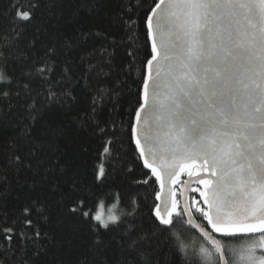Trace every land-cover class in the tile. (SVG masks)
<instances>
[{
    "label": "snow or ice",
    "instance_id": "1",
    "mask_svg": "<svg viewBox=\"0 0 264 264\" xmlns=\"http://www.w3.org/2000/svg\"><path fill=\"white\" fill-rule=\"evenodd\" d=\"M105 2L79 0L67 21L55 12L43 19L42 5L55 8L58 0H28L27 5L13 0L11 5L12 38L6 47L0 45V129L15 125V136L4 166L15 175L31 173L34 184L50 188L52 200L30 201L22 209L23 221L32 225L33 210L45 221L56 211L60 222L86 226L87 254L77 264H264V0H153L147 11L151 56L139 85L131 136L143 168L160 190L154 191L143 222H138L141 204L135 195L94 190L112 175L103 159L93 170L92 186L59 158L41 169L39 157L50 149L53 134L62 132L57 120L65 121L80 102L78 90L89 103L85 116L91 119L85 123L106 131L95 118L119 95L122 82L117 78L106 88L111 71L104 69H111V60L97 64L91 56L77 54L81 41L101 32L82 26L75 35L65 31L81 24V9L97 12ZM38 12L42 22L26 37ZM122 22L129 31L136 24L131 18ZM38 46L43 55L33 63L31 53ZM107 51L101 48V53ZM13 65L21 66L19 75ZM57 67L54 85L51 75ZM17 106L24 116L13 115ZM115 127L113 122V131ZM113 144L112 138L105 141L102 158L112 156ZM183 173L189 177L184 184L197 185L191 190L199 192L205 206L196 197L180 204L169 184L179 182L174 178ZM134 183L147 185L149 178ZM11 190L12 181L4 174L0 200ZM177 223L199 234L191 244L175 231ZM0 233L8 244L13 242L14 227L0 226ZM32 255V264H64L54 255L48 261L42 248ZM3 264H10L9 259Z\"/></svg>",
    "mask_w": 264,
    "mask_h": 264
},
{
    "label": "trees",
    "instance_id": "2",
    "mask_svg": "<svg viewBox=\"0 0 264 264\" xmlns=\"http://www.w3.org/2000/svg\"><path fill=\"white\" fill-rule=\"evenodd\" d=\"M47 2V0H45ZM13 0H0V45L7 46L11 40L9 29L11 28V16L14 9L11 7ZM21 5H27L28 0H19ZM79 0H58L55 8L51 5L47 10L43 9L46 19L51 12L57 16L63 15L65 21L71 18ZM153 6V0H106L104 6L97 12H91L87 8L80 10L79 19L81 24L76 25L75 29L66 26L65 31L68 35H75L76 30L81 26L85 30L99 31L101 36H93L87 40L81 41V47L77 49V54H83L86 57L91 56L92 62L103 64L111 60V69L105 67V73L111 71V76L105 87L111 85V81L119 80L122 86L118 89L119 95H113L98 116L95 118L101 127L106 131L100 133L94 125H87L85 122L91 119L85 116V110L89 103L86 93L78 90L80 102L76 104L70 116L65 121L57 120L56 126L62 129L61 134H53L50 149L42 152L41 169L48 165L52 160L59 158L61 161H67L75 170L79 172V179L82 183L92 186L93 170L101 163H105L106 170L112 175L103 188H97V191L123 190L126 194L135 195L141 204L138 215L140 221L148 214L150 206L154 202V191H159L158 183L151 177V174L143 168L141 160L134 147L131 136V124L135 108L138 105L139 85L142 83L143 75L146 73L145 64L151 56V45L147 37V29L144 24L147 11ZM131 18L136 21L132 31L122 22ZM40 13H37V21L33 25L27 26L26 37H30L34 32L35 23H41ZM101 48H107V53H101ZM131 51L133 55L129 57ZM43 55L42 48L31 53L33 63L40 61ZM20 67L13 65L14 74L19 75ZM79 71V70H78ZM60 68L52 73L51 80H59ZM93 83H96V77L93 75ZM35 83V81H34ZM104 83V81H101ZM63 87V85H59ZM113 104L116 109L113 110ZM14 116L22 117L25 115L19 106L13 112ZM115 122V130H112ZM85 124V126H81ZM15 125H9L0 129V177L7 174L12 181V190L6 200H0V226H12L15 229L13 242L8 244L0 233V264L3 260L9 259L10 264H32L35 257L32 253L39 249L47 250L48 261L52 260L53 255L57 260H62L64 264H77V261L87 254L88 232L86 226L75 225L74 221L63 220L60 222L58 213L52 211L48 220L35 210L30 215L32 225L26 224L22 219V209L30 205V201L38 200L41 202L52 203L50 197V188L43 184L33 183L31 173H20L15 175L14 170L4 166V162L9 153V144L12 137L15 136ZM112 138L114 144L111 147V157H101L105 141ZM85 149H87L85 151ZM133 168L129 173L127 169ZM148 173L145 177L144 173ZM149 178L147 185L134 183L135 180ZM185 178H182L176 184V198ZM22 185V187L20 186ZM196 197L201 203L199 193L193 192L192 198ZM106 202V207H108ZM123 206V205H122ZM127 210V208H125ZM197 216L199 214H196ZM144 226L147 224L144 222ZM75 227V230H74ZM42 233L41 238L35 237V232ZM175 231L178 232L185 243L191 244L193 239L198 236L192 229H187L184 225L177 223ZM46 234V235H45ZM70 241V243H69ZM233 243H242V240H234ZM198 246L194 245L193 247ZM11 249V252H5V249ZM189 248V254L192 253ZM14 255L15 259L10 257ZM180 264H184L181 260ZM194 264H201L200 261H194Z\"/></svg>",
    "mask_w": 264,
    "mask_h": 264
},
{
    "label": "water",
    "instance_id": "3",
    "mask_svg": "<svg viewBox=\"0 0 264 264\" xmlns=\"http://www.w3.org/2000/svg\"><path fill=\"white\" fill-rule=\"evenodd\" d=\"M149 41H150V40H149ZM150 45H151V42H150ZM133 143H134V147H135V149H136V146H135V142H134V140H133ZM136 151H137V149H136ZM137 154H138V151H137ZM138 156H139V154H138ZM141 163H142V161H141ZM142 165H143V164H142ZM145 170L148 171V172L150 173V170H148V169H145ZM150 174H151V173H150ZM152 178L155 180V177H152ZM182 178H185L184 181L189 180V177L187 176L186 173H183V174H181L179 177H176V178H174V179H176V180H178V181H181ZM177 183H178V182H177ZM177 183H171V182H170V184H169L171 190H172L173 192H175V194H176V187H175V186H176ZM158 186H159V183H158ZM196 187H197V185H196L195 183H192L190 186H186V185L184 184V182H183V185L181 186L180 191H179V194H178L179 202H180L181 205H183V204L185 203L186 200L188 201L189 204H191V196H192V194H193V192H194V191H192L191 189H192V188H196ZM199 187H201V189H203V186H202V185L199 186ZM159 190H160V186H159ZM169 199H171V196H169ZM201 203H202L203 206H205V205L203 204V198H202V197H201ZM192 230L195 232L194 229H192ZM195 233H196V232H195ZM196 234H198V233H196ZM198 235H199V234H198Z\"/></svg>",
    "mask_w": 264,
    "mask_h": 264
},
{
    "label": "rangeland",
    "instance_id": "4",
    "mask_svg": "<svg viewBox=\"0 0 264 264\" xmlns=\"http://www.w3.org/2000/svg\"><path fill=\"white\" fill-rule=\"evenodd\" d=\"M196 193H199V192H196ZM107 210V207L105 208V211Z\"/></svg>",
    "mask_w": 264,
    "mask_h": 264
}]
</instances>
